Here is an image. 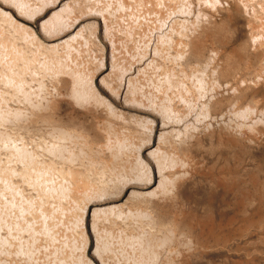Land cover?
Returning <instances> with one entry per match:
<instances>
[{"label": "rangeland", "instance_id": "374dc122", "mask_svg": "<svg viewBox=\"0 0 264 264\" xmlns=\"http://www.w3.org/2000/svg\"><path fill=\"white\" fill-rule=\"evenodd\" d=\"M0 264H264V0H0Z\"/></svg>", "mask_w": 264, "mask_h": 264}, {"label": "bare ground", "instance_id": "6f19581e", "mask_svg": "<svg viewBox=\"0 0 264 264\" xmlns=\"http://www.w3.org/2000/svg\"><path fill=\"white\" fill-rule=\"evenodd\" d=\"M174 1V0H173ZM176 3V2H175ZM158 13V12H157ZM177 30V29H176ZM147 52H144V54H143V56H142V58H140V59H138L136 62H135V67H137V69L139 70V68H140V66H137V64H152L153 63V59H149L148 61H147ZM221 100V99H220ZM219 102H221L222 103V100L221 101H218V103ZM217 103V104H218ZM214 104V103H213ZM222 105V104H221ZM165 133L166 132H162L161 134H160V137H159V143L165 138ZM158 153H161V152H163L162 151V148H160L159 147V145H158V147H157V150H156ZM20 153V155L23 157V158H27L28 159V161L29 162H36L37 160L33 157V155L29 152V151H27V150H24V149H22L21 151H19ZM154 153V152H153ZM161 157V155L159 156V158ZM152 164V163H151ZM157 165H158V167H159V176H160V185H162L163 183H164V181L166 180V179H169V178H171L170 177V175L168 174V175H165V174H163V169H162V163H161V158L157 161ZM148 171L152 174V167L149 165L148 166ZM76 173V172H75ZM72 175H71V177H70V180H71V183H69L70 185L73 183V187H74V189H76V190H83L82 192H86L87 193V195H92V194H97V193H99V192H101V190H102V187H103V184L102 183H100V184H98V183H94V182H89V181H85L84 183H80L79 182V179H81V180H84L83 178H86V177H81V178H78L77 176H79V175H74L73 174V171H72V173H71ZM77 174V173H76ZM67 175V174H66ZM80 177V176H79ZM153 174H152V179H151V182H152V180H153ZM69 180V181H70ZM87 180V179H86ZM104 183V182H103ZM146 184H148V182L146 183ZM150 184V183H149ZM145 186H147V185H145ZM107 187V186H106ZM68 188H69V186H68V184L66 185V187H64V188H62V193L61 194H65L66 195V193L68 192ZM71 188V187H70ZM72 189V188H71ZM79 192V191H78ZM59 193V192H58ZM76 194H77V192H75ZM84 194V193H83ZM80 197H81V195L80 194H78ZM93 196V195H92ZM87 206V205H86ZM90 205H88L87 206V208L89 207ZM87 211V210H86Z\"/></svg>", "mask_w": 264, "mask_h": 264}]
</instances>
